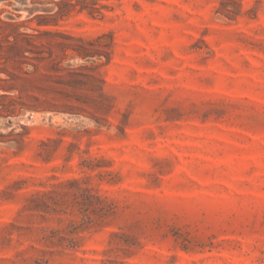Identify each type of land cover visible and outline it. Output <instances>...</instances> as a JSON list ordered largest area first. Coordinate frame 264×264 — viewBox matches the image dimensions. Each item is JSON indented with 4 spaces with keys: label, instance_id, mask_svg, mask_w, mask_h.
<instances>
[{
    "label": "rangeland",
    "instance_id": "1",
    "mask_svg": "<svg viewBox=\"0 0 264 264\" xmlns=\"http://www.w3.org/2000/svg\"><path fill=\"white\" fill-rule=\"evenodd\" d=\"M0 264H264V0H0Z\"/></svg>",
    "mask_w": 264,
    "mask_h": 264
},
{
    "label": "trees",
    "instance_id": "2",
    "mask_svg": "<svg viewBox=\"0 0 264 264\" xmlns=\"http://www.w3.org/2000/svg\"><path fill=\"white\" fill-rule=\"evenodd\" d=\"M90 3H91V5H92V7H91L92 10L98 11V7H96L97 3L94 2V1H91Z\"/></svg>",
    "mask_w": 264,
    "mask_h": 264
}]
</instances>
